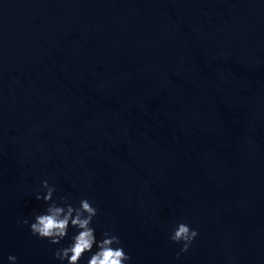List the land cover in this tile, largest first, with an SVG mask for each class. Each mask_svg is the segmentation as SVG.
I'll use <instances>...</instances> for the list:
<instances>
[{
    "label": "water",
    "instance_id": "1",
    "mask_svg": "<svg viewBox=\"0 0 264 264\" xmlns=\"http://www.w3.org/2000/svg\"><path fill=\"white\" fill-rule=\"evenodd\" d=\"M44 179L133 264H264V3L0 0V264H60Z\"/></svg>",
    "mask_w": 264,
    "mask_h": 264
},
{
    "label": "clouds",
    "instance_id": "2",
    "mask_svg": "<svg viewBox=\"0 0 264 264\" xmlns=\"http://www.w3.org/2000/svg\"><path fill=\"white\" fill-rule=\"evenodd\" d=\"M57 191L54 183L44 179L41 190L35 193L44 206L34 208L29 217L18 218L17 224L23 223L33 236L59 245L53 255L60 264H80L82 259L85 264H133L132 255L118 233L106 228L98 236L94 221L100 210L91 199L83 197L73 203L70 193L56 195ZM198 235L197 228L177 219L169 232V239L180 244L176 255L188 251ZM7 260L17 264L18 257L10 253Z\"/></svg>",
    "mask_w": 264,
    "mask_h": 264
}]
</instances>
